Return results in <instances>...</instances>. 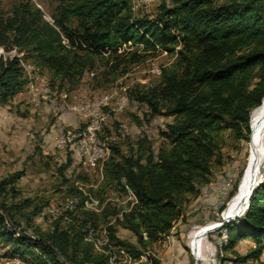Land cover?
Returning a JSON list of instances; mask_svg holds the SVG:
<instances>
[{
	"label": "trees",
	"instance_id": "obj_1",
	"mask_svg": "<svg viewBox=\"0 0 264 264\" xmlns=\"http://www.w3.org/2000/svg\"><path fill=\"white\" fill-rule=\"evenodd\" d=\"M59 1L60 13L54 23L29 0L16 3L8 16L0 9V45L15 47L33 65L48 71L53 86L60 80L76 88L100 59H106L104 74L110 75L146 61L157 46L175 55L158 83L132 92L151 116L174 117L162 131L171 147L162 149L155 159L152 153L145 158L125 156L113 146L104 165V180L128 185L137 197L132 208L118 218L137 242L121 239L114 225L108 227L110 237L116 246L139 258L172 232L175 223L185 217L188 195L199 193L209 182L222 131L231 129L238 139L250 133L249 162L254 161L253 115L264 106V0H168L157 17L134 15L131 0ZM74 20L76 26L71 25ZM23 70L18 56L1 62V105L28 84ZM254 173V186L246 199L248 209L225 225L228 238L220 250L232 251L234 263H258L264 255V167H256ZM21 174L3 179L0 194ZM71 195L81 197L84 205L85 195L78 186L71 188ZM225 212L227 208L222 216ZM84 213V232L76 230L71 235L69 229L57 226L37 236L16 235L0 213V243L9 246L10 255L36 264H111L107 255L85 240L87 229L97 227L100 213L87 209ZM236 217L233 214L227 221ZM218 227L212 222L203 231L211 235ZM248 241L253 244L243 253L238 247ZM35 251V258H29ZM141 264L161 261L153 256Z\"/></svg>",
	"mask_w": 264,
	"mask_h": 264
},
{
	"label": "rangeland",
	"instance_id": "obj_2",
	"mask_svg": "<svg viewBox=\"0 0 264 264\" xmlns=\"http://www.w3.org/2000/svg\"><path fill=\"white\" fill-rule=\"evenodd\" d=\"M20 1L24 0H0L3 15H10L14 5ZM29 1L42 10L46 20L55 22L56 15L60 13L59 0ZM165 1L169 2L168 0H135L134 5L132 4L134 15L157 17ZM71 25L76 26V20L72 21ZM152 52L153 54L146 61L129 66L126 72L119 71L110 75L104 74L108 69L105 64L106 59H100L97 68L94 71H87L76 88H72L67 81L56 80L55 85H51L61 91L60 95L53 97L51 102L41 103L37 106L38 110L33 113L26 109L17 110L10 101L7 103L8 108H4L5 105L3 110L0 108V182L13 173L22 172L21 177L14 184L8 185L6 192L0 194V210L6 216L11 229L32 236L57 226L69 229L71 235L76 230L84 232L86 225L83 221L87 216L84 213L85 207L81 203V197L71 195V188L74 185L77 187L78 182L102 203V211L99 212L97 219V227L101 232L110 235L108 227L114 225L121 239L137 242L136 236L123 228L118 221L122 213L125 210L129 211L133 206V200L126 188L114 181L101 180L97 172H87L83 163L73 156L72 152H63L56 147L55 139L68 130L83 126L79 116L71 113L70 106L73 103L117 87L127 92L130 106L123 112L107 111L108 117L102 135L109 138L112 152L113 146H117L125 156L145 158L152 153L157 159L162 149H169L171 143L162 136V131L165 130L167 123L175 121L174 117L151 116L147 106L136 102L132 95L135 88H146L158 83L161 75L153 73V70L156 68L163 70L175 60V55L172 53L158 49ZM16 54L21 58L23 75L28 79L25 89H28L33 73L30 75L25 65H33L30 58H24V53L19 52L15 47L0 45V64L17 56ZM40 71L49 81L51 80L49 72ZM26 111L34 116L31 127H28L30 125L28 121H22ZM62 114L69 115L68 123L71 124L66 123L61 128L57 127L58 134L54 136L52 129L55 128L56 120ZM253 126L255 146L258 142L259 126L256 121H253ZM19 133L23 136L19 137ZM249 138L250 133L248 138L238 139L231 129H225L220 133V152L213 160L209 182L201 187L199 193L188 195L190 201L186 206L185 217L175 223L171 232L174 240L172 246L164 247L162 238L150 247L149 251L154 253L151 258L153 255L160 258L161 264H207L200 258L204 256V252L197 244V238H201L206 247L207 244L201 235L204 228L212 224V221L221 220L225 208L228 211L247 196L252 183V165H254V161L249 162ZM92 184H98L97 188L91 187ZM27 201L29 204L24 206ZM238 214L236 212L235 215ZM205 223L202 229L196 230L191 236V249L188 239L190 230L195 225ZM224 231L225 226H221L210 235L216 249L215 264L220 262L240 264L234 263L235 257L232 251L220 250L224 243L222 238ZM112 243L115 245L114 241ZM252 244V241H248L238 248L245 253ZM9 251V246L0 243V253L9 258L21 257L12 256L7 253ZM37 254L38 252L28 257L34 259ZM207 254L212 257L210 252ZM223 256L226 257L224 260ZM24 260L36 264L28 259ZM0 264H6L1 257ZM254 264H264V255L260 262Z\"/></svg>",
	"mask_w": 264,
	"mask_h": 264
},
{
	"label": "built area",
	"instance_id": "obj_3",
	"mask_svg": "<svg viewBox=\"0 0 264 264\" xmlns=\"http://www.w3.org/2000/svg\"><path fill=\"white\" fill-rule=\"evenodd\" d=\"M131 3L134 5L135 0H131ZM64 42L67 43V40ZM129 46L133 47L134 44L129 42ZM157 49L168 53V51L159 46H157ZM16 55L20 57L18 54ZM25 67L29 70L30 75L33 73L28 89L32 92L36 103L51 101L53 97L60 95V91L51 85L49 79L41 73L38 67L35 65H25ZM153 73L161 75L162 69L156 68L153 70ZM129 106L130 98L127 92L117 87L93 97L78 100L70 106V110L79 116L80 120L83 122V126L79 129L68 130L67 133L58 135L56 138V147L63 152H72L73 156L83 163L87 172H97L99 173L100 179H104V165L112 154L109 138L102 135L104 124L108 117L107 111L123 112ZM77 186L85 195V209L97 213L101 212L102 203L100 199L90 191H87L83 185L78 182ZM97 186L98 184L91 185L93 188H97ZM125 188L130 194V198L133 200L134 205L137 202L135 193L128 185H126ZM0 213H2L1 210ZM6 222L9 226L8 220ZM18 234L19 233L16 235ZM222 238L224 240L223 242L227 241L228 232L226 229L223 232ZM163 239L164 247L168 248L172 246L174 240L171 233L165 235ZM85 240L91 243L97 252L107 255L111 264L148 263L149 257L154 254L147 250L139 258H134L125 249L116 248L111 241L110 235L107 232H101L98 227L94 226H90L87 229ZM223 242L220 243L222 244ZM0 257L6 264H32L18 256L9 258L0 253ZM158 259L161 261L160 258ZM219 264L222 263L220 262Z\"/></svg>",
	"mask_w": 264,
	"mask_h": 264
},
{
	"label": "crops",
	"instance_id": "obj_4",
	"mask_svg": "<svg viewBox=\"0 0 264 264\" xmlns=\"http://www.w3.org/2000/svg\"><path fill=\"white\" fill-rule=\"evenodd\" d=\"M42 71H45V70H42ZM48 72V71H47ZM61 92V91H60ZM65 96V95H63ZM53 101V100H51ZM51 101H43V102H51ZM10 102L12 103V105H14V107L17 109V110H21V111H25L26 110H29L31 111V113L35 112L37 109V106L41 105V103H36L34 101V96L32 94V92L29 90V89H23L21 92H19L18 94H16V96H14L12 98V100H10ZM3 105L0 106V108H2L3 110ZM8 108V105L6 104L4 108ZM72 111V110H71ZM28 111H26V115H29V117L27 118V116L25 115L24 120L22 121H28L30 123V125H28V127L32 125V122L34 120V116L33 115H30V113H27ZM1 113V111H0ZM72 114H76L75 112H71ZM69 115L66 116V114H62L60 115V117L56 120V124H55V128L52 129L53 134L54 136L58 134V128H61L64 124L68 123L69 122V119H68ZM22 119V118H20ZM68 124H71V123H68ZM58 127V128H57ZM57 133V134H56ZM19 137L23 136L22 133H19L18 135ZM53 139V138H52ZM56 141V139H55ZM74 158V157H73ZM208 223V222H207ZM206 225L205 224H198V225H195L189 232L188 234V239H189V247L192 249V246L190 244V240H191V236L194 234V232L196 230H200L203 228V226ZM201 235H203V240L205 241V243L207 244V247H208V250L209 252L211 253L212 257L215 258V246L214 244L212 243L211 239H210V235L206 233V231H203L201 233ZM200 262V261H199Z\"/></svg>",
	"mask_w": 264,
	"mask_h": 264
},
{
	"label": "bare ground",
	"instance_id": "obj_5",
	"mask_svg": "<svg viewBox=\"0 0 264 264\" xmlns=\"http://www.w3.org/2000/svg\"><path fill=\"white\" fill-rule=\"evenodd\" d=\"M253 121H256L258 123L259 133L257 137L258 142L254 146L255 147L254 165L252 168L253 173H252V183L250 185V189L254 186V182H255V173H254L255 168L264 167V106L261 108H258L254 112ZM247 196L243 199V201L238 202L233 208L225 212L221 220L212 221V222L219 224V227L217 228V230L222 226L221 224L222 222H230L227 220L232 218L233 214H236L238 208H242V209L237 216H241L245 213L246 208H247V204H246ZM197 244L202 248V251L204 252L205 261L207 262V264H212V258L208 256V254L206 253L205 246L201 243L200 238H197ZM215 252H216V249H215ZM215 257H216V253H215Z\"/></svg>",
	"mask_w": 264,
	"mask_h": 264
},
{
	"label": "water",
	"instance_id": "obj_6",
	"mask_svg": "<svg viewBox=\"0 0 264 264\" xmlns=\"http://www.w3.org/2000/svg\"><path fill=\"white\" fill-rule=\"evenodd\" d=\"M263 180H264V178L262 179L261 183L263 182ZM261 183H260V184H261ZM260 184H259V185H260ZM259 185H258V186H259ZM258 186H257V187H258ZM256 189H257V188H256ZM256 189H255V190H256ZM255 190H254V191H255ZM254 191L252 192V194L254 193ZM252 194H251V196H252ZM251 196H250V198H251ZM249 201H250V200H249ZM248 206H249V202H248V204H247V209H248ZM238 217H240V216H238ZM234 220H236V218H235ZM234 220H233V221H234ZM233 221H230V222H222L221 224H222V226H225L226 224L231 223V222H233Z\"/></svg>",
	"mask_w": 264,
	"mask_h": 264
}]
</instances>
